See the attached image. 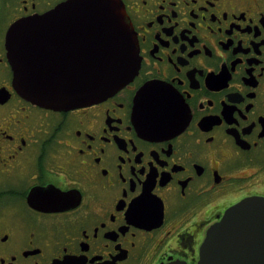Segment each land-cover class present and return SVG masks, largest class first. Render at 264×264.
I'll list each match as a JSON object with an SVG mask.
<instances>
[{"label": "flooded vegetation", "instance_id": "obj_1", "mask_svg": "<svg viewBox=\"0 0 264 264\" xmlns=\"http://www.w3.org/2000/svg\"><path fill=\"white\" fill-rule=\"evenodd\" d=\"M67 0H0V264H197L264 197V0H121L139 72L57 111L23 98L9 27Z\"/></svg>", "mask_w": 264, "mask_h": 264}, {"label": "water", "instance_id": "obj_2", "mask_svg": "<svg viewBox=\"0 0 264 264\" xmlns=\"http://www.w3.org/2000/svg\"><path fill=\"white\" fill-rule=\"evenodd\" d=\"M5 46L17 92L57 111L109 97L140 68L137 38L121 0H67L13 23ZM198 264H264V197L225 211L210 227Z\"/></svg>", "mask_w": 264, "mask_h": 264}]
</instances>
